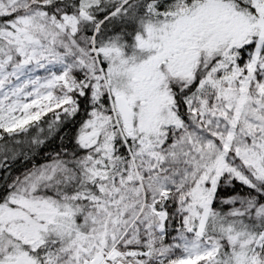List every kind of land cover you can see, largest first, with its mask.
<instances>
[{
  "label": "snow or ice",
  "instance_id": "1",
  "mask_svg": "<svg viewBox=\"0 0 264 264\" xmlns=\"http://www.w3.org/2000/svg\"><path fill=\"white\" fill-rule=\"evenodd\" d=\"M0 173V264H264V0H0Z\"/></svg>",
  "mask_w": 264,
  "mask_h": 264
},
{
  "label": "trees",
  "instance_id": "2",
  "mask_svg": "<svg viewBox=\"0 0 264 264\" xmlns=\"http://www.w3.org/2000/svg\"><path fill=\"white\" fill-rule=\"evenodd\" d=\"M59 141H53L48 145L47 148L42 149L39 153L35 154V159L31 161V163H42L45 160V156L48 152L53 151L56 149L57 144ZM30 163H26L25 161H18L13 165V174H18L19 172L23 171L25 168L29 167ZM2 175V173H0Z\"/></svg>",
  "mask_w": 264,
  "mask_h": 264
}]
</instances>
